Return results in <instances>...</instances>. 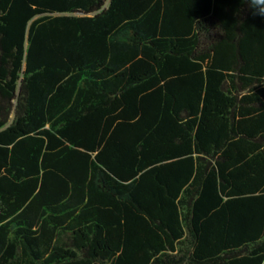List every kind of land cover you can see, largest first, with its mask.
I'll return each instance as SVG.
<instances>
[{"label": "trees", "instance_id": "trees-1", "mask_svg": "<svg viewBox=\"0 0 264 264\" xmlns=\"http://www.w3.org/2000/svg\"><path fill=\"white\" fill-rule=\"evenodd\" d=\"M0 264H264V17L0 0Z\"/></svg>", "mask_w": 264, "mask_h": 264}, {"label": "clouds", "instance_id": "clouds-1", "mask_svg": "<svg viewBox=\"0 0 264 264\" xmlns=\"http://www.w3.org/2000/svg\"><path fill=\"white\" fill-rule=\"evenodd\" d=\"M253 16L264 17V0H241Z\"/></svg>", "mask_w": 264, "mask_h": 264}]
</instances>
